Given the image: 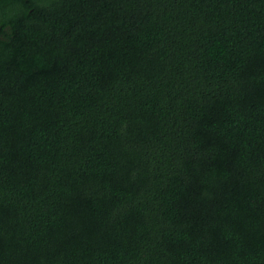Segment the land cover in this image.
I'll return each mask as SVG.
<instances>
[{
    "label": "trees",
    "instance_id": "16d2710c",
    "mask_svg": "<svg viewBox=\"0 0 264 264\" xmlns=\"http://www.w3.org/2000/svg\"><path fill=\"white\" fill-rule=\"evenodd\" d=\"M0 264H264V0H0Z\"/></svg>",
    "mask_w": 264,
    "mask_h": 264
}]
</instances>
